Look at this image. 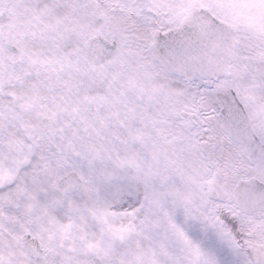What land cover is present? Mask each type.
I'll use <instances>...</instances> for the list:
<instances>
[{"label":"snow or ice","instance_id":"obj_1","mask_svg":"<svg viewBox=\"0 0 264 264\" xmlns=\"http://www.w3.org/2000/svg\"><path fill=\"white\" fill-rule=\"evenodd\" d=\"M0 264H264V0H0Z\"/></svg>","mask_w":264,"mask_h":264}]
</instances>
